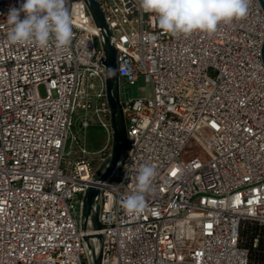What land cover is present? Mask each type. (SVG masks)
I'll return each instance as SVG.
<instances>
[{"label":"built area","instance_id":"built-area-1","mask_svg":"<svg viewBox=\"0 0 264 264\" xmlns=\"http://www.w3.org/2000/svg\"><path fill=\"white\" fill-rule=\"evenodd\" d=\"M98 1L119 32L120 90L140 77L152 86L121 99L128 150L100 184L103 264H253L241 229L264 225V0L190 35L163 32L139 0ZM22 2L0 0V264H89L80 209L112 146L90 157L72 129L113 138L99 29L85 0H66V50L12 44L7 13ZM193 143L200 153L185 159ZM144 165L156 175L131 215L121 201Z\"/></svg>","mask_w":264,"mask_h":264},{"label":"clouds","instance_id":"clouds-1","mask_svg":"<svg viewBox=\"0 0 264 264\" xmlns=\"http://www.w3.org/2000/svg\"><path fill=\"white\" fill-rule=\"evenodd\" d=\"M249 5L250 0H139L140 8L154 14L158 27L172 35H190L196 31L213 34L220 24L245 18ZM7 24L10 26L7 39L12 44L34 43L41 48L53 44L59 50H66L74 36L66 0H23L18 7H9ZM126 71L123 66L109 67L107 75L115 77ZM155 175L152 166L140 167L136 191L121 201L126 213L139 215L145 211L144 193Z\"/></svg>","mask_w":264,"mask_h":264},{"label":"water","instance_id":"water-1","mask_svg":"<svg viewBox=\"0 0 264 264\" xmlns=\"http://www.w3.org/2000/svg\"><path fill=\"white\" fill-rule=\"evenodd\" d=\"M99 29L106 66L108 101L111 110L112 148L107 158L99 165L91 183L83 194L80 209V229L86 246L89 264H103L105 231L100 219L103 196L100 184L108 182L119 170L128 150L127 123L120 94L119 74L107 75V69L119 67V51L116 47L118 31H113L98 0H85Z\"/></svg>","mask_w":264,"mask_h":264},{"label":"rangeland","instance_id":"rangeland-1","mask_svg":"<svg viewBox=\"0 0 264 264\" xmlns=\"http://www.w3.org/2000/svg\"><path fill=\"white\" fill-rule=\"evenodd\" d=\"M121 99L126 101L129 98H137L139 96H151L152 86L150 83L146 82L143 77H140L138 82L134 85L125 86L124 81H121ZM42 95L45 94L44 87L41 88ZM72 134L82 140H85V146L90 153V157L93 154H97L105 145L110 144L112 146V140H109V132L106 128L101 125H91L86 130H82L79 125H76L72 129ZM73 148L79 154L80 151L77 143L73 142ZM200 147L196 144H190L186 148L187 154L185 159H188L191 154H199ZM77 154V155H78ZM64 167L67 166V161L63 163Z\"/></svg>","mask_w":264,"mask_h":264},{"label":"trees","instance_id":"trees-1","mask_svg":"<svg viewBox=\"0 0 264 264\" xmlns=\"http://www.w3.org/2000/svg\"><path fill=\"white\" fill-rule=\"evenodd\" d=\"M241 244L249 249L250 262L264 264V225L247 220L241 229Z\"/></svg>","mask_w":264,"mask_h":264}]
</instances>
